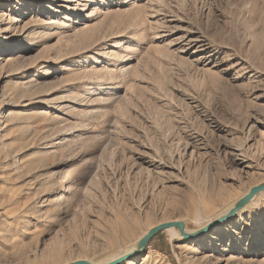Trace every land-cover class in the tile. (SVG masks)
I'll return each instance as SVG.
<instances>
[{
  "label": "rangeland",
  "instance_id": "1",
  "mask_svg": "<svg viewBox=\"0 0 264 264\" xmlns=\"http://www.w3.org/2000/svg\"><path fill=\"white\" fill-rule=\"evenodd\" d=\"M260 184L264 0H0V264L103 263ZM119 264H264V190Z\"/></svg>",
  "mask_w": 264,
  "mask_h": 264
},
{
  "label": "water",
  "instance_id": "2",
  "mask_svg": "<svg viewBox=\"0 0 264 264\" xmlns=\"http://www.w3.org/2000/svg\"><path fill=\"white\" fill-rule=\"evenodd\" d=\"M264 190V184H260V185H256L254 187L251 188V190L249 191L248 194H246L244 197H242L236 204V206L226 215L221 216L211 222H209L205 227H203L202 229H200L199 231L193 233V234H187L185 232V223L183 221H173V222H165V223H161L157 226H154L153 228H151L147 234H145L139 241V249L134 250L128 254H125L115 260H112L108 263L105 264H119L122 261H124L125 259H127L128 257L142 251L145 249V247L147 246V244L149 243V241L156 235L158 234L160 231L166 229V228H170V227H177L180 229V231L184 234L185 237L189 238V237H198L200 235H203L213 229H215L217 226L221 225L223 222L231 219L233 216L236 215V213L241 210V208L243 206H245L257 193H260ZM67 264H94L93 262L89 261V260H77L74 262H70Z\"/></svg>",
  "mask_w": 264,
  "mask_h": 264
},
{
  "label": "bare ground",
  "instance_id": "3",
  "mask_svg": "<svg viewBox=\"0 0 264 264\" xmlns=\"http://www.w3.org/2000/svg\"><path fill=\"white\" fill-rule=\"evenodd\" d=\"M263 192V191H262ZM257 194H259V193H257ZM256 194V195H257ZM256 195L247 203V204H250V203H252V202H254L255 201V198H256ZM238 202V201H237ZM237 202H235L233 205H231V206H229L227 209H225L224 211H222L221 213H219L216 217H215V219H217V218H219V217H221V216H224V215H226V214H228L235 206H236V204H237ZM246 204V205H247ZM245 205V206H246ZM245 206H243L241 209H243ZM214 219V220H215ZM217 228V227H216ZM170 230L172 231V232H174V234H176V235H178V236H180L181 238H183V237H185L184 236V234L180 231V229L179 228H177V227H170ZM199 230V229H198ZM198 230H196V231H190L188 228H186L185 229V232L187 233V234H193V233H195V232H197ZM140 241V240H139ZM139 241H137L135 244H133L131 247H129L128 249H126L125 251H123L122 253H120V254H117V255H115L114 257H112L111 259H109L108 261H106V262H103V263H94V264H105V263H108V262H110V261H112V260H115V259H117V258H119V257H121V256H123V255H125V254H128V253H130V252H132V251H134V250H137V249H139ZM124 253V254H123ZM92 262V261H91Z\"/></svg>",
  "mask_w": 264,
  "mask_h": 264
}]
</instances>
